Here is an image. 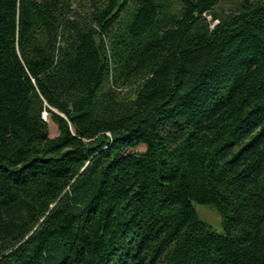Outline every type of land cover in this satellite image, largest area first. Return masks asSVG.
<instances>
[{"label": "trees", "instance_id": "1", "mask_svg": "<svg viewBox=\"0 0 264 264\" xmlns=\"http://www.w3.org/2000/svg\"><path fill=\"white\" fill-rule=\"evenodd\" d=\"M221 1L0 0V264H264V0Z\"/></svg>", "mask_w": 264, "mask_h": 264}, {"label": "rangeland", "instance_id": "2", "mask_svg": "<svg viewBox=\"0 0 264 264\" xmlns=\"http://www.w3.org/2000/svg\"><path fill=\"white\" fill-rule=\"evenodd\" d=\"M238 7V4L235 3L232 0H222L217 6H216V12H223L227 10L236 9ZM208 18H211L209 15ZM50 123V134L52 136L58 134V129L56 124L49 120ZM141 149H144V147H141ZM196 209L198 211L199 217L206 221L210 226L217 232H223V226H222V220L221 216L217 212V210L210 205H204V204H196Z\"/></svg>", "mask_w": 264, "mask_h": 264}]
</instances>
